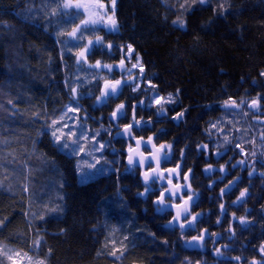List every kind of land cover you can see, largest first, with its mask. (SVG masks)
<instances>
[{
  "label": "trees",
  "instance_id": "trees-1",
  "mask_svg": "<svg viewBox=\"0 0 264 264\" xmlns=\"http://www.w3.org/2000/svg\"><path fill=\"white\" fill-rule=\"evenodd\" d=\"M56 2L0 0V219L8 220L0 230V243L35 256L30 246L33 240L43 237L40 256L52 250L48 264H184L186 259L190 264H234L223 260L227 256H241L242 264H248L252 257L260 259L258 247L264 241V177L260 174L264 163H255L251 177L248 172L253 169L231 168V163L241 159L235 143H241L250 158L252 141L249 137L233 141L218 159L201 155L196 144L210 146L213 134L209 136L205 129L210 122L225 116L220 102L229 96L238 102L253 99L257 93L264 95V77L259 75L264 70V0H206L203 6L197 3L193 5L195 11L184 14L187 26L183 29L173 25L172 20L181 14L180 4L185 0H117L120 31L106 36V40L116 43L133 44L142 56L146 76L158 85L159 94L180 90L176 103L167 106L171 110L166 117L155 116L153 108L138 111L145 120L151 115L155 123L137 135L146 138L157 133V144L173 143L174 157L165 167L175 166L180 160L179 150L187 145V159L182 165L185 171L194 169L190 182L200 193L195 201L199 206L194 210L203 215L195 230L185 232V240L201 228L222 237L215 245L212 239L206 240L201 251L187 249L180 231L166 226L171 214H157L154 197L138 195L143 190L138 171L126 170L121 157V163L113 166L119 168L118 174L108 171L79 183L74 170L76 158L57 152L47 136L37 135L44 119L37 120L34 114L39 112L43 117L45 112L52 115L54 110L59 114L69 102L66 75L68 84L73 86L75 58L65 50L66 63H61L55 36L58 28L70 29V25L63 24L64 18L59 16L46 17ZM221 2L228 8L227 14L214 15L213 7ZM99 34L105 35L103 31ZM97 58L113 62L98 50L90 62ZM115 59H119L118 53ZM110 78L118 75L114 73ZM129 94L126 88L124 95L108 107L89 108L92 100L81 103L89 108L92 117L103 116V124L109 125L111 108L120 100L128 102ZM185 108L188 111L184 118L171 120L174 112ZM246 112L251 124L255 114ZM124 122L127 121H121ZM88 123L93 128L97 126L92 120ZM158 129L164 132L158 133ZM118 140L113 144L119 150L127 141L122 146ZM257 155L264 162L262 153ZM229 157L234 159L226 165V174L220 173L219 164ZM206 163H212L217 171L205 173ZM229 180L234 182L220 199V188ZM211 181L213 188L209 189ZM25 185L28 192L23 191ZM244 188L248 189L244 200L233 204ZM220 203L225 204L226 213L218 225ZM57 206L62 211H48ZM233 212L236 220H232ZM32 214H36L35 219ZM41 215L44 220L38 218ZM241 215L247 218L246 226L239 225ZM230 221L236 233L231 240L227 231ZM112 241L117 248L127 246L122 259L108 255ZM223 245H228V250ZM214 247H222L224 255L212 256Z\"/></svg>",
  "mask_w": 264,
  "mask_h": 264
},
{
  "label": "snow or ice",
  "instance_id": "snow-or-ice-1",
  "mask_svg": "<svg viewBox=\"0 0 264 264\" xmlns=\"http://www.w3.org/2000/svg\"><path fill=\"white\" fill-rule=\"evenodd\" d=\"M199 4L203 6L206 0H185V3L180 4L181 14L172 20V24L180 29L187 26V21L184 18V14L191 11H195L193 5ZM230 7V6H229ZM214 15L225 16L228 12V8L224 2L219 3L212 9ZM56 17L59 16L62 19V23L70 25V29L60 27L55 33L56 43L60 45V61L65 62V50L75 58V64L77 71H80L82 66L86 65L88 70H91L94 74L89 80L85 77L80 80L79 77L73 80V85L68 84V77H65V86L69 87V102L62 106L59 110V114H56L54 110L52 115L47 112L41 117V113L34 114L35 119H44V123L37 131L38 136H47L52 147L60 153H67L69 157L78 158L75 159L74 170L80 174L82 180H88L97 172H107L110 170L119 173V168L113 166L121 163L120 159L115 157H121L126 163L124 167L129 171H138V179L142 181V191L138 192L141 197H148L152 199V203L156 205L158 212H164L166 209H170V219L167 220L168 227H178L180 230V238L185 240V232L187 230H195L198 218L203 213L195 211L199 205L195 202L194 198H198L200 193L193 189L190 179L194 176V169L189 167L187 171L184 170L182 161L187 159L185 148H181L180 160L175 163V166L165 167V163H171L174 152L173 143L160 142L157 144L155 141L160 137L157 133L148 135L146 138L143 135H137L138 131H144L149 129L155 121L152 116H148L145 120L144 116H138V111H144L146 102L144 98H138L143 94L147 97V108L155 107L154 115L157 117H166L171 110L167 106L174 105L176 98L179 96V89H176L175 93L168 92L166 95L159 94L158 85L153 82L152 77L146 76V67L143 62L142 56L137 52L132 43H116L113 40H106L108 34H118L120 31V25L117 18V0H109L108 4L102 2V0H57L54 7L51 8V12L46 13L47 16ZM29 18H33L31 15ZM167 19V17H165ZM78 20V22H76ZM50 23V21H49ZM47 31V24L45 25ZM103 31L105 35H100L99 32ZM65 37V39H61ZM71 41H75V44H71ZM100 54L107 55L113 59L112 63L104 62L102 59H95L94 62H90V57L95 55L96 51ZM119 54V59L116 60V54ZM51 63V57H49ZM130 65V66H129ZM107 72L108 75L102 73ZM120 73L119 78H110L116 72ZM259 75L264 77V70L260 71ZM94 82V83H93ZM255 83V81H253ZM89 86L87 91H84V86ZM130 89V94L125 100L115 103L108 113L109 125L104 127L102 122L103 116L92 117L89 112V108L95 109L97 105L108 107L115 100H118L120 96L124 95V90ZM78 89H80L78 91ZM95 89V91H94ZM98 91V94H96ZM82 100H92L93 103L89 108L84 107L81 103ZM261 100H264V95L257 93L247 105L249 110H259L261 107ZM9 103H12L9 101ZM244 101L237 100L229 96L227 99L220 102V107L225 111H231L239 109L243 111ZM188 109H182L181 111L174 112L171 116L172 121L182 119L185 117ZM130 112V119H129ZM72 113L73 115H69ZM235 114V113H234ZM247 116L248 112H244ZM89 120L94 123L99 122V127L93 128L89 125ZM68 121H72L69 123ZM121 121H127L121 123ZM229 124L232 121H228ZM221 124L220 120L216 122H210L208 128L205 129L209 136L212 135V129L216 130V133L222 134L224 128L218 127ZM117 128L115 136H113L111 129ZM101 130L107 133L109 139L105 140ZM237 133L243 131L247 133V129H234ZM158 133H163V129H158ZM116 137L120 139L117 141L122 146L127 141L126 148L116 149L113 141ZM99 138V139H98ZM241 139V137H236ZM261 140L264 141V130L261 131ZM89 142L91 146L89 148ZM134 142V143H133ZM232 141L228 135H223V142L217 140L215 150L210 149L208 143H197L196 150L204 156H216L223 157L228 149L225 147ZM255 143V140H252ZM111 148V152L107 150ZM235 148L239 149L237 155L246 156L247 153L242 147L241 143H235ZM220 149H225L223 152ZM99 153V155H97ZM107 153V154H106ZM83 154V155H82ZM84 155L91 157V162L84 159ZM108 155H112V160L108 159ZM255 152L252 153L254 157ZM264 155V153H262ZM234 157H229L228 161L219 164V172L226 174V165H228ZM247 161L245 159L237 160L235 163H231V168L240 166L244 168ZM100 166L99 168L97 166ZM87 169L88 171H86ZM95 170V171H91ZM212 163H206L204 172L209 173L214 171ZM255 169L248 172L249 177L253 175ZM264 177V172L260 174ZM183 179L184 183L180 180ZM235 179H239L236 177ZM174 180L176 181L174 183ZM233 180H229L223 188H220L219 198L222 199L226 195V189L233 184ZM158 185V188L155 187ZM0 187H3L0 184ZM209 189L213 188L212 182L208 185ZM10 190V188H9ZM23 191L28 192L27 185L24 186ZM248 192L247 188L240 190L239 195L233 204L242 202ZM178 201V202H177ZM220 216L217 217L216 223L219 225L222 223L220 217H223L226 213V206L224 203L219 204ZM49 212L56 213L62 211L57 207L48 209ZM247 211V210H246ZM25 216L28 213H24ZM33 218H36V214H32ZM232 220H236V213L231 214ZM40 220H44L43 215L38 217ZM239 225L246 226L248 221L246 216L241 215L239 218ZM8 223L7 218L0 219V230L6 227ZM31 224V221H29ZM227 231L230 233L229 239H234L236 233L232 227L231 221ZM154 235V234H153ZM222 238V237H219ZM206 239H212L215 245L218 242V234L216 232H209L208 228H201L196 235H191L185 240L188 245H195L201 249L204 247ZM124 240L127 241L128 237L125 236ZM164 243H167L165 241ZM113 247L108 252V255L115 259H122L127 251V246L122 248L115 247V241H112ZM43 245V237H39L33 240L30 251L36 253L35 256L30 255L28 251L22 249H13L0 243V257H3L7 261V264H48V257L51 256L52 250L41 257L40 249ZM224 250H228V245L222 246ZM222 247H214V254L219 258L224 255ZM258 253L260 259L252 257L248 260V264H264V241H262L258 247ZM235 264H242L243 258L241 256H233L230 258ZM4 260H0V264H4ZM184 264H190L187 259ZM196 264H201L197 261Z\"/></svg>",
  "mask_w": 264,
  "mask_h": 264
},
{
  "label": "rangeland",
  "instance_id": "rangeland-1",
  "mask_svg": "<svg viewBox=\"0 0 264 264\" xmlns=\"http://www.w3.org/2000/svg\"><path fill=\"white\" fill-rule=\"evenodd\" d=\"M103 3H105L106 5L108 4L109 0H102ZM66 19V18H64ZM78 22V20L76 21ZM61 39H65L61 38ZM70 40V46L71 44H75V41H71V38H67ZM130 66V65H129ZM94 73L91 70L87 69V66L84 65L82 66L80 71H77V67L75 64V70H74V74H73V79H76V77H79L80 80H83L85 77H87L89 80H91V77ZM103 75H108V73L105 71L104 73H102ZM116 74L118 75V78L120 76V73L117 71ZM94 83V82H93ZM74 86V85H73ZM84 87H86L88 89L89 86L85 85ZM86 89V90H87ZM79 90V89H78ZM130 90V89H129ZM141 97L145 99L146 102V110H149V108H147V97L143 96V94H141ZM252 99H244V104H243V111H240L239 109L236 110H231L228 112H225V116L223 115L219 120L221 121V124L218 125V127H223L224 128V132L222 134H217L215 129H212L213 131V138L212 141L210 142V146H214L216 145L217 140L223 142V135H228L229 139L233 142L236 141L238 139H236V137H241V140H245L249 137V140H255L256 145H254V143L251 142V146L253 147V149L250 151L249 156H252V153L255 152L256 155L254 156L256 159V156H258V152L263 153L264 152V141L261 140V131L264 130V100H261V107L260 109L255 112H253L255 115L251 118V124H249L250 121L246 120V116L244 115V112L248 111L247 109V105L248 103L251 101ZM239 103V101H238ZM100 106V105H97ZM151 109V108H150ZM153 109L155 110V107H153ZM235 113V114H234ZM69 115H73L72 113H69ZM228 121H232L231 124L228 123ZM69 123H72V121H68ZM99 127V122H97V126H95L94 128ZM104 127L107 128L108 125L104 124ZM235 128H240V129H247V133L245 134L243 131L237 133L234 129ZM113 136H115V133L117 131L116 127H113L111 129ZM102 135L104 136L105 140L109 139L108 135L106 132H104L103 130H101ZM99 139V138H98ZM231 142V143H232ZM91 146V142H89V148ZM127 143L125 144L126 148ZM108 150H110L111 152V148H109ZM215 150V149H214ZM221 151V150H220ZM223 152V151H222ZM65 154H67L65 152ZM83 155V154H82ZM97 155H99V153H97ZM84 159L88 160L89 162H91V157H88L86 155H84L83 157ZM114 157L108 156L109 160H112ZM116 159H118V157H115ZM78 159V158H76ZM263 159H264V155H263ZM98 168L100 167L99 165L97 166ZM86 171H88L87 169H85ZM91 171H95V170H91ZM113 171V170H110ZM129 171V170H128ZM108 172V171H107ZM105 172H97L95 175H93L90 179L88 180H82L80 177V174L77 172L78 175V181L79 183H85L91 179H93L96 175L99 174H104ZM213 182V181H211ZM156 211V210H155ZM157 213V212H156Z\"/></svg>",
  "mask_w": 264,
  "mask_h": 264
},
{
  "label": "water",
  "instance_id": "water-1",
  "mask_svg": "<svg viewBox=\"0 0 264 264\" xmlns=\"http://www.w3.org/2000/svg\"><path fill=\"white\" fill-rule=\"evenodd\" d=\"M247 109H248V107H247ZM249 110V109H248ZM250 112H254L255 110H249ZM116 138H119V137H116ZM120 139V138H119ZM134 143V142H133ZM124 163H126V161H124ZM175 181V180H174ZM142 182V181H141ZM182 183H184V182H182ZM195 199V198H194ZM195 201H196V199H195ZM239 203V202H238ZM238 203H236V204H238ZM153 206L154 207H156V205H154L153 204ZM156 212H157V214H163V213H166V212H168V213H170V214H174V213H171V210L170 209H166L164 212H158L157 210H156ZM168 227V226H167ZM168 228H173V227H168ZM175 229H177V230H179V228L178 227H175ZM180 231V230H179ZM206 240H208V239H206ZM218 240H219V235H218ZM212 243H213V241H212ZM214 245V244H213ZM185 247L187 248V249H189V250H192V251H197V250H201V248L200 247H198V246H195V245H188V244H186L185 243ZM211 254H212V256L214 255V253L213 252H211ZM223 260H225V261H231V259H230V257H224L223 258ZM231 262H233V261H231ZM235 263V262H234Z\"/></svg>",
  "mask_w": 264,
  "mask_h": 264
},
{
  "label": "flooded vegetation",
  "instance_id": "flooded-vegetation-1",
  "mask_svg": "<svg viewBox=\"0 0 264 264\" xmlns=\"http://www.w3.org/2000/svg\"><path fill=\"white\" fill-rule=\"evenodd\" d=\"M219 157H216V156H214V159H218ZM167 167H172V166H167ZM214 171H217V169H215ZM214 171H211V172H209V173H213ZM176 182V181H175ZM180 182L182 183L183 182V179L181 178V180H180ZM155 208V207H154ZM155 210H156V208H155ZM205 248V245H204V247L202 248V250Z\"/></svg>",
  "mask_w": 264,
  "mask_h": 264
}]
</instances>
